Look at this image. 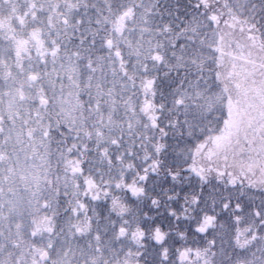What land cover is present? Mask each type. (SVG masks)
I'll return each mask as SVG.
<instances>
[{
	"label": "snow or ice",
	"instance_id": "snow-or-ice-1",
	"mask_svg": "<svg viewBox=\"0 0 264 264\" xmlns=\"http://www.w3.org/2000/svg\"><path fill=\"white\" fill-rule=\"evenodd\" d=\"M0 264H264V0H0Z\"/></svg>",
	"mask_w": 264,
	"mask_h": 264
}]
</instances>
